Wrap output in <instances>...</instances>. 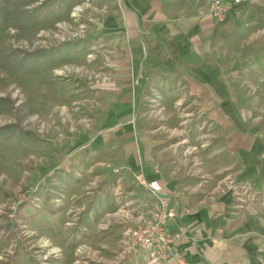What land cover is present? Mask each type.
<instances>
[{
	"label": "crops",
	"instance_id": "obj_1",
	"mask_svg": "<svg viewBox=\"0 0 264 264\" xmlns=\"http://www.w3.org/2000/svg\"><path fill=\"white\" fill-rule=\"evenodd\" d=\"M101 3L107 15L91 23L84 42L89 51H110L104 69L109 79L88 85L81 78L80 99L72 101L91 118V129L79 127L81 115L72 118L64 107L52 109L41 126L45 124L47 141L37 142V163L32 171H24L27 183H47L54 176L67 195L80 191L72 170L104 174L98 197L85 210L88 227V211L97 220L101 211L115 208L108 185L111 170L100 164L123 168L126 188L142 173L161 184L171 207L191 212L167 224L171 235H179L167 264H264V122L252 117L261 111L264 97V5L239 3L218 22L209 6H193L187 0ZM85 55L79 65L97 70L100 62L86 65ZM50 68L46 71L53 75ZM153 84L167 107L165 124L176 125L172 104L180 96L177 86H184L195 109L214 123L212 144L201 155L202 171L209 176L206 183L176 163L169 149L172 140L143 122L145 97ZM249 85L255 94L249 93ZM194 136L190 132L191 143ZM226 176L246 184L255 200L242 204L231 193L217 192L218 181ZM137 193L142 197L145 190ZM41 202L39 211L25 205L21 212L39 233L61 243V235L68 232L60 227L65 217L56 215L47 198Z\"/></svg>",
	"mask_w": 264,
	"mask_h": 264
},
{
	"label": "built area",
	"instance_id": "obj_2",
	"mask_svg": "<svg viewBox=\"0 0 264 264\" xmlns=\"http://www.w3.org/2000/svg\"><path fill=\"white\" fill-rule=\"evenodd\" d=\"M41 1L38 0V3L41 4ZM239 3L254 5L255 0H212L209 11L218 22H222L226 12L232 6L239 5ZM107 12L108 9L101 3V0H84L72 8L68 19L56 22L53 27L48 29H39L28 39L21 37L17 29L7 27L8 46L11 51L32 53L36 50H49L65 43L86 41L92 26L91 23L101 22ZM110 54V51L99 53L88 51L85 55V63L86 65H94L95 62L99 61L100 64L97 70L88 71L84 66L79 65L77 67L64 63V65L54 68L53 75L64 79L75 75L78 78L85 79L88 85L94 84V81L98 79L107 80L109 74L104 72V69L108 68L111 61ZM249 88V93L255 94L252 85H249ZM176 90L180 92V96L173 102L172 109L179 120L177 127L170 129L165 124L167 120L166 110L162 104V95L155 84L148 87L143 116L145 115L147 121L152 122L151 125H155V128L165 135L163 136L164 139L172 140L169 149H172L177 164L184 170L186 169L187 174L190 176L197 177L203 183H206L209 176L202 171L201 155L212 144L211 134L215 125L206 120L201 110L195 109L196 103L194 100H188V96L184 92V86H177ZM75 110L77 111L76 108ZM83 113L78 125L83 128V131H88L91 129V118L83 115ZM38 130H41V128ZM190 132L195 135L194 143H191L188 139ZM100 165L111 170V180L108 185L115 208L112 211L99 213L100 216L97 220L94 212L88 211L90 227L98 233L110 230L113 225L117 227L119 230V236L115 242L117 248L111 252V259L106 260L101 255L100 248L91 244H79L73 250V259L70 264H125L128 261H135L138 264H167L174 256V241L179 237L178 234L171 235L168 232L167 224L177 216L191 213L190 210L188 208L171 207L168 199L162 196L161 184L154 180L145 179L142 173L135 174L132 186L126 188L123 168L105 163ZM72 172L73 177L80 186V191L72 193L67 198L70 204L66 203L65 190L63 187H59L54 176L50 180L52 181V188H46L45 192L48 195H54L52 203L53 208L58 210L56 215L60 218L66 216L70 220V222H64L62 227L64 229L69 226L76 227L80 230L79 234L84 237L88 234V230L80 226L81 214L87 206L94 203V199L98 197L101 186L106 179L104 174H95L92 169L77 168ZM137 189H144V196L141 197L137 193ZM215 189L221 194L231 193L242 204L246 200H255V195L251 193L249 187L246 184H238L231 176L223 177L218 181ZM43 191L40 187L32 190L33 194H29L26 190L20 191L19 195L0 202V224L6 225L8 229L11 227L14 231L13 226L15 224H12L18 221L17 214L20 206L24 202H28L39 208ZM208 197L214 198L212 195ZM67 204L68 209L65 211ZM19 224L21 225L20 222ZM22 224L25 223L22 222ZM24 226L26 228L28 225ZM21 240H19V243ZM15 242L12 241L11 250L6 255H0V264H8V256H14L17 249L11 251L16 248ZM25 245L36 264H53L55 260L62 257V248L45 233L30 232L23 243V246ZM80 257L86 261L82 262ZM178 262L183 264L182 260H178Z\"/></svg>",
	"mask_w": 264,
	"mask_h": 264
},
{
	"label": "rangeland",
	"instance_id": "obj_3",
	"mask_svg": "<svg viewBox=\"0 0 264 264\" xmlns=\"http://www.w3.org/2000/svg\"><path fill=\"white\" fill-rule=\"evenodd\" d=\"M44 0L41 1V3ZM84 0H74V7L77 6V4H80ZM182 1V0H180ZM191 1L193 6L197 7H203V6H209L212 0H187ZM261 1V2H260ZM79 2V3H78ZM255 4H259L260 6L264 5V0H255ZM40 5L38 3V0H0V15L5 17V23L4 28L0 32V54H10L11 50L8 46V39H7V27H13L18 30L20 33V36L23 38H30L33 36L34 32H36L39 29H48L49 27H53L56 22L59 21H52L51 19H48V21H44L38 26H35L32 29L25 30L21 26H17L16 19L20 15L25 14L29 10L33 9L34 7ZM73 8V7H72ZM72 10V9H70ZM71 43H77L79 44H86L84 41L80 42H71ZM65 45H67L65 43ZM63 45V47L65 46ZM75 45V44H71ZM62 46H58V48H61ZM37 51V50H36ZM47 51V50H43ZM24 52V51H23ZM84 55V54H83ZM80 56L77 60H65L57 67L64 65V63L72 64L78 67L79 64L83 63L84 56ZM55 67V68H57ZM51 69V68H50ZM90 69V68H89ZM51 70L46 72H40L35 75H23L20 74L19 76H9L8 74H5L3 71L0 70V97L6 98L8 97L10 100L13 101V106L7 108V111L0 112V202H2L5 199L12 198L16 195H19L20 191H28L29 194H33L32 190H34L36 187H40L42 189L43 198H47L48 202L50 201L52 203L54 195H48L47 192H45V189L52 188L51 184L52 181L51 177H48L49 180L47 183H41V181H38L35 184L27 183V175L25 176V172H30L33 170V166L35 162L37 163L38 155L36 156V152L34 149L36 148L37 142H43L47 141V134L45 133V122L49 120L48 115L50 114L52 109H56L58 111V108L64 107V109L68 110V113L74 118V116L82 115V112L80 110L76 111L72 101L79 100L80 99V92H77L80 87H83L84 83H81V78H78L75 75H71L67 78H58L54 77L51 72ZM264 96V95H262ZM64 101L62 103L61 101ZM166 110V117L167 114V107L162 103ZM262 106L261 111H258L256 114H254L252 117L254 120H259V122H264V97L262 98L261 102ZM173 111V110H172ZM177 117L176 113H174ZM38 117V119H36ZM142 120L144 123L151 124L152 122L147 121L145 115L142 116ZM178 118L176 120V125L170 126L167 125L168 128H173L178 126ZM44 124V127L41 128L42 124ZM153 124V123H152ZM40 125V126H39ZM43 129L42 134H38V127ZM152 126V125H151ZM155 126V125H154ZM156 127V126H155ZM160 136H165L163 133L160 134ZM191 142V139H189ZM172 154V153H171ZM173 159V158H172ZM171 159V160H172ZM177 163V162H176ZM174 163L173 165L175 166ZM39 180V179H38ZM39 192V191H38ZM77 193V192H75ZM71 195V193H68L66 196V203L70 204L68 202L67 198ZM41 202V201H40ZM41 204L39 205V208H37L35 205L30 204L28 202H24L18 210L17 219L18 221L13 223V227L15 230L13 231L11 227L8 229L6 225L0 224V236L2 242H5V246L1 247L0 249V255H6V253L11 250L10 245L12 241L15 242V249L14 256H8V264H14L13 261L15 257H17L19 254H28V257L33 261L32 257L30 256V253L27 251L26 245L23 246V243L25 241L26 236L30 234V232H37V225H32L34 221H32V224H28L25 219L24 214H22L21 210L26 205H29L34 208V210L39 211L41 209ZM68 204L65 208V211L68 209ZM105 211H101L103 213ZM85 213V211H83ZM83 213L81 214V221L80 226H82L83 223ZM86 214V213H85ZM99 214V215H100ZM87 219V217H86ZM70 222L68 218H63L62 224L64 222ZM89 219L87 220V222ZM21 223V225L19 224ZM24 222V225H29L25 228V226L22 224ZM18 226V227H17ZM87 228L88 234L84 237L80 235V230H78L76 227L69 226L66 227V231H72L73 237L78 242L76 246H79V244H88L93 245L97 248H100L101 255L104 259L109 260L112 257V251L116 250L117 244H115L118 236H119V230L117 227L113 225V227L110 228L108 231H102V232H96L92 227L88 225L85 226V224L81 228ZM90 227V228H89ZM75 229V230H74ZM58 230V229H57ZM113 233V234H112ZM54 234V233H53ZM76 234H78L76 236ZM50 237V236H49ZM53 237V235H52ZM51 237V238H52ZM78 238V239H77ZM83 242H81L82 240ZM24 239V240H21ZM19 240L20 243H19ZM61 243L57 242L58 245L62 248V257L59 260H55L53 264L57 261H62L63 258L66 256L68 258L64 259L67 260L65 264H70L73 259V250L72 248L70 251L68 250V247L66 243H63V238L61 235ZM81 242V243H79ZM86 242V243H85ZM1 244V241H0ZM10 254V253H9ZM12 257V258H11ZM24 257V256H23ZM81 258V257H80ZM82 262H85L86 260L80 259ZM34 264H36L33 261ZM89 263V262H88ZM125 264H138L135 261H128ZM140 264V263H139Z\"/></svg>",
	"mask_w": 264,
	"mask_h": 264
},
{
	"label": "trees",
	"instance_id": "obj_4",
	"mask_svg": "<svg viewBox=\"0 0 264 264\" xmlns=\"http://www.w3.org/2000/svg\"><path fill=\"white\" fill-rule=\"evenodd\" d=\"M79 3V2H78ZM74 7V0H44L40 5L34 7L16 19L17 26H21L25 30H29L38 26L44 21L51 19L52 21H62L71 12ZM5 17L0 15V32L4 28ZM61 48L53 47L49 51L37 50L32 53L11 51L10 54H0V70L9 76L35 75L46 71L50 67H57L62 62L67 60H77L83 54L88 53L87 44L66 43ZM13 106V101L8 97H0V112L7 111V108ZM1 131V130H0ZM87 215L83 214V225ZM63 243H66L68 250L76 246L78 243L72 235V231L62 234ZM1 247L5 246L0 236ZM0 247V249H1ZM24 256V257H23ZM68 258L65 256L63 260L55 262V264H65ZM66 261V262H65ZM14 264H34L28 257V254H19L15 257Z\"/></svg>",
	"mask_w": 264,
	"mask_h": 264
}]
</instances>
